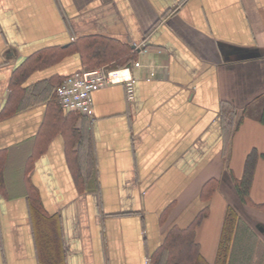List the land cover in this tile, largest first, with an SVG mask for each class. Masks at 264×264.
Segmentation results:
<instances>
[{
  "label": "crops",
  "instance_id": "0c3cea01",
  "mask_svg": "<svg viewBox=\"0 0 264 264\" xmlns=\"http://www.w3.org/2000/svg\"><path fill=\"white\" fill-rule=\"evenodd\" d=\"M92 64L132 66L134 99L66 113L56 87ZM262 155L264 0H0V264H155L205 209V264L229 209L227 264H264Z\"/></svg>",
  "mask_w": 264,
  "mask_h": 264
},
{
  "label": "trees",
  "instance_id": "16d2710c",
  "mask_svg": "<svg viewBox=\"0 0 264 264\" xmlns=\"http://www.w3.org/2000/svg\"><path fill=\"white\" fill-rule=\"evenodd\" d=\"M131 58L132 57H130V59ZM87 68V70L96 69L93 68V64L89 65ZM81 138L82 136L80 135V139ZM262 156L264 157V155ZM255 162L256 154L251 153L247 160L246 172L244 176L240 180H234L237 192L244 204H250V190L253 181V169ZM215 189L216 187L213 188L211 186L210 194L213 193ZM257 208L264 210V203L257 205ZM205 216L206 209L203 210L187 228L182 229L175 226L170 229L164 243L153 254V262L155 264H205L200 252L199 244L196 241L197 227ZM236 220L237 213L235 210L229 209L225 217L215 264H227L228 262ZM239 245V254H237V256L241 258L246 256L248 257L249 250L244 248V241L239 243ZM248 260L249 258H246L245 261L247 262Z\"/></svg>",
  "mask_w": 264,
  "mask_h": 264
},
{
  "label": "built area",
  "instance_id": "2783aa9c",
  "mask_svg": "<svg viewBox=\"0 0 264 264\" xmlns=\"http://www.w3.org/2000/svg\"><path fill=\"white\" fill-rule=\"evenodd\" d=\"M134 82L132 66L117 70L106 68L81 70L56 87V101L66 113L93 118L92 93L94 91L123 84L126 87L127 98L132 101Z\"/></svg>",
  "mask_w": 264,
  "mask_h": 264
},
{
  "label": "rangeland",
  "instance_id": "374dc122",
  "mask_svg": "<svg viewBox=\"0 0 264 264\" xmlns=\"http://www.w3.org/2000/svg\"><path fill=\"white\" fill-rule=\"evenodd\" d=\"M126 67H127V66H117V67H113V68H109V69H110V70H117V69H123V68H126ZM102 68H103V67H102ZM258 210L264 212L263 209H259V208H258Z\"/></svg>",
  "mask_w": 264,
  "mask_h": 264
}]
</instances>
